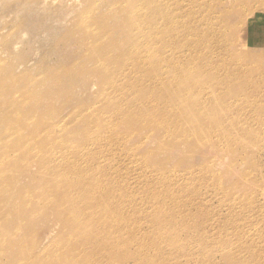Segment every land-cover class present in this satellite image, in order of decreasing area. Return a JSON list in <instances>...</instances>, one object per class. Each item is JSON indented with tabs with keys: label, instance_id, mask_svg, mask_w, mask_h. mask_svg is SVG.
<instances>
[{
	"label": "bare ground",
	"instance_id": "obj_1",
	"mask_svg": "<svg viewBox=\"0 0 264 264\" xmlns=\"http://www.w3.org/2000/svg\"><path fill=\"white\" fill-rule=\"evenodd\" d=\"M83 1L36 0L44 5L38 14L73 15L71 25H52L60 51L40 50L23 16L14 43L2 42L0 264H264V251L249 253L240 242L241 181H224L260 136L245 125L242 138L241 114H229L239 110L231 97L241 90L216 73L233 61L241 69L244 52L231 56L230 44L210 47L195 36L193 20L177 15L178 0H109L105 7L124 15L116 28L118 16L100 13L104 3ZM23 40L35 46L26 57ZM66 48L77 57L65 64ZM212 51L223 63L208 62ZM199 71L212 75L200 80ZM28 73L37 74L24 80ZM81 79L95 87L87 102ZM216 93L218 108L207 106ZM205 147L211 162L199 167L183 153ZM195 183L216 191L218 210L204 207ZM46 221L47 235L59 230L43 245L36 240Z\"/></svg>",
	"mask_w": 264,
	"mask_h": 264
},
{
	"label": "rangeland",
	"instance_id": "obj_2",
	"mask_svg": "<svg viewBox=\"0 0 264 264\" xmlns=\"http://www.w3.org/2000/svg\"><path fill=\"white\" fill-rule=\"evenodd\" d=\"M100 1L101 3H104L103 11L100 12L102 15L105 16L106 14H112L115 17H119L117 20H114L113 28H116L118 24L121 23L124 15L119 12L117 8H106L105 6L107 5L109 0ZM157 1L161 2L163 0ZM171 1L173 2L174 0ZM181 1L182 0H178L177 3V15H181L182 20H187L188 18L193 20L191 24L193 34L195 36L204 34L203 39L205 40V43L210 47L220 43H226V46L230 44L228 50H230L229 54L231 56L238 55V51L240 50L241 52H244V54H242V57H240V59L237 61V63H241V69L240 67H235L236 62L233 61L232 64L224 63L226 69H218L216 73L222 75H230L231 77H229L228 75H224L227 77V85L229 87H232V89H238V91L241 90V93L238 96L231 97L232 100H241V105L238 106L239 110L234 112V108H231L229 114L232 119L241 114V121L243 120L241 122V127L243 126V129H241V131L243 130V133H241L242 138L244 139L248 134V128H244L245 125H254L252 128L256 129V132L258 133V135H260V138L258 137V139L255 140L257 136L256 134L252 137L253 140L250 142V144L254 145V149H252L253 151L246 152L244 149H241V172H236L233 176L227 175L228 177H225L224 181L228 185H230L231 183H233V179L234 181L240 179L242 188L238 187L234 189L236 195L241 198L240 200L242 204L240 211L241 216L238 217V221L239 223H241V227H243V231L241 230L242 232L240 242H243L242 245L246 246L243 250L249 253H261L260 251H264V0H184V5L180 4ZM83 3V0H77L78 6L82 5ZM117 4H113V6L116 7ZM37 8H44V5L42 3L41 5H39L36 0H0L1 51L4 50L2 46V42L4 40H8L11 43H14V41L11 39L12 36L10 35L14 31V27L16 26L18 20H24L28 22L29 26L27 25V28L24 27V29L26 28L28 30V32L30 33L29 37L35 39L36 44L37 42H39L38 48H40V50L45 49L46 51L48 48H56L59 51L61 50L56 47L57 39H53L50 37L52 25L56 24L58 20H61L63 22V18H66V20L69 21L68 24L71 25L73 15L67 14L68 10L66 9L64 11L62 9H59L57 11H53L52 16H57L56 19H53V17H49L48 15L38 14ZM16 12L19 14L18 17H15V15L17 14ZM20 16H23V20L20 19ZM16 18L17 20H15ZM122 32H124V30H122ZM27 41L28 40H23L21 43H19L22 49L21 56L24 55L26 57L33 53V48H35V46H33V44H30L32 42ZM23 48L25 49L23 50ZM26 48L29 50H26ZM69 49H65V52L70 53L69 58H66V61H64L65 64L72 62L77 57V55H73V49L70 52ZM222 52H225L224 48ZM213 53L214 51L210 52V55L208 54V62L211 63V65H214V63L217 64L220 59V56H213ZM1 55L4 56L0 53V56ZM83 58L84 56L83 54H81L78 59ZM53 62L54 60H51V63ZM84 63L90 66L89 63ZM221 63L223 62L220 59L219 64ZM15 64L19 65L17 60L15 61ZM185 64H188V62L186 61ZM61 66V64H53L50 67ZM181 72L182 70L179 69L177 74H180ZM31 74L28 73L24 75L23 79L28 80V77L29 79H31L37 73ZM82 74L87 75L83 72ZM211 75L212 72L205 73L200 71L197 74L200 80L209 78ZM246 77L248 79L247 81H245ZM80 81L83 83L84 87L79 89H82V93L85 90V94L83 93L79 98L80 101L87 102L90 97L94 96L92 92L95 91V87L92 85L90 86L89 82L86 79H81ZM85 81L87 83H85ZM239 96H241V99L239 98ZM209 101L211 102H203L206 103L207 106L208 104H211L213 108H218V102H221V94L216 93V96L209 95ZM62 108L64 109V111ZM69 109L71 110V107L61 106L59 108V111H62V113H64L65 110L68 111ZM191 109L195 112L197 111V113H200L196 108ZM66 112L63 115H65ZM70 113L71 111H68V114H66V116H68ZM206 148L207 147L200 148L199 150H197V152L194 153H183L184 155H187L186 153L190 154L191 156L189 158V163L192 162L193 165L199 167L200 165L211 162L206 159ZM175 162L176 163H174V165H176L178 161L175 160ZM228 163L229 162H227V165ZM121 164H125V167H127L126 161ZM177 167V169L183 170L187 167V164H177ZM243 173L245 174L244 176ZM241 177L242 179H246L248 177L247 179L249 180H242ZM246 182L249 184L247 185ZM190 187H195L196 192L202 195V197L204 198V207H208V209H211L212 211H215L216 209L218 210V207L220 206L219 197L216 196V191L212 187H204L199 183H195ZM196 201L199 202V200L197 199ZM190 210L191 212L193 211L194 214L198 213L196 212L197 209L195 207ZM229 210L231 211V207L228 206V211ZM222 213H224V216H222L221 218L224 219L228 216V213L223 211ZM218 221L220 220H217L215 223L218 226L222 227V223H218ZM46 222L45 227L37 232L36 241L39 243H41L42 241L43 245L48 243L59 230V227L57 226L56 230H54L56 232L53 235H47L46 231L51 223L47 222L46 224ZM53 227L56 226L54 225ZM221 227L218 230L224 231V229H222ZM258 257L259 255L257 256V258ZM216 260L215 263L218 262Z\"/></svg>",
	"mask_w": 264,
	"mask_h": 264
}]
</instances>
